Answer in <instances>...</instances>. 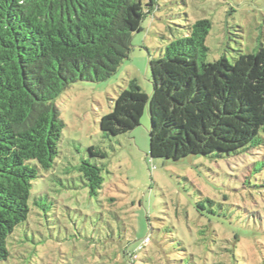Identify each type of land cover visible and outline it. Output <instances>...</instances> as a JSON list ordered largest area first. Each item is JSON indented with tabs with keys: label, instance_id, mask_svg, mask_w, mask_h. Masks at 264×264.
<instances>
[{
	"label": "rangeland",
	"instance_id": "1",
	"mask_svg": "<svg viewBox=\"0 0 264 264\" xmlns=\"http://www.w3.org/2000/svg\"><path fill=\"white\" fill-rule=\"evenodd\" d=\"M198 19L212 22L208 62L264 45V0H158L114 75L76 82L58 97L66 123L60 155L36 180L29 218L10 235L11 254L0 264H133L125 249L149 235L136 264H264V147L152 158L148 110L130 133L109 139L100 129L130 81L152 92L149 59L161 56L170 28ZM92 145L108 152L98 159L105 180L96 196L78 170ZM35 195L43 206L32 204Z\"/></svg>",
	"mask_w": 264,
	"mask_h": 264
},
{
	"label": "trees",
	"instance_id": "2",
	"mask_svg": "<svg viewBox=\"0 0 264 264\" xmlns=\"http://www.w3.org/2000/svg\"><path fill=\"white\" fill-rule=\"evenodd\" d=\"M158 0H0V262L11 234L29 218L32 189L56 164L66 126L58 97L76 82H101L133 50V37ZM187 15V14H186ZM158 58L153 90L122 88L99 122L112 138L130 133L148 110L150 156L239 154L264 147V45L206 60L209 19L176 25ZM78 170L91 195L104 185L108 152L88 148ZM43 196L32 204L43 206ZM139 242L124 254L136 264ZM236 255L233 254V257Z\"/></svg>",
	"mask_w": 264,
	"mask_h": 264
},
{
	"label": "built area",
	"instance_id": "3",
	"mask_svg": "<svg viewBox=\"0 0 264 264\" xmlns=\"http://www.w3.org/2000/svg\"><path fill=\"white\" fill-rule=\"evenodd\" d=\"M149 241H150L149 237H145V238L143 239V241H141V243L139 244L138 248H139V249L143 248L144 246H146V244L149 243Z\"/></svg>",
	"mask_w": 264,
	"mask_h": 264
}]
</instances>
